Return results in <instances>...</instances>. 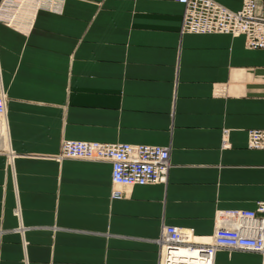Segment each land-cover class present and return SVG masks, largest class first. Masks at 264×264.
Returning <instances> with one entry per match:
<instances>
[{"label": "crops", "instance_id": "obj_1", "mask_svg": "<svg viewBox=\"0 0 264 264\" xmlns=\"http://www.w3.org/2000/svg\"><path fill=\"white\" fill-rule=\"evenodd\" d=\"M38 1L0 0L15 156L0 154V264H159L161 228L209 238L219 213L264 202V150L247 147L264 130V50L181 34L175 0ZM64 140L167 148V182L114 200L108 162L53 159Z\"/></svg>", "mask_w": 264, "mask_h": 264}, {"label": "built area", "instance_id": "obj_2", "mask_svg": "<svg viewBox=\"0 0 264 264\" xmlns=\"http://www.w3.org/2000/svg\"><path fill=\"white\" fill-rule=\"evenodd\" d=\"M48 1L47 6L53 9L62 3ZM175 1L183 7L181 34L242 36L248 50H264V0H242L235 12L214 0ZM6 116L7 97L0 93V154L12 160L15 156L9 148ZM247 138L248 149L264 150V130H250ZM54 159L108 162L114 200L121 197L120 188L165 184L171 166L164 147L98 142L63 141ZM217 222L212 236L202 239L176 227L161 228L159 264H214L221 250L264 256V202L257 203L252 211L219 213Z\"/></svg>", "mask_w": 264, "mask_h": 264}, {"label": "rangeland", "instance_id": "obj_3", "mask_svg": "<svg viewBox=\"0 0 264 264\" xmlns=\"http://www.w3.org/2000/svg\"><path fill=\"white\" fill-rule=\"evenodd\" d=\"M64 141H66V140H64ZM55 157V156H54ZM54 157H53V159H54ZM55 160V159H54ZM203 241V240H202Z\"/></svg>", "mask_w": 264, "mask_h": 264}, {"label": "bare ground", "instance_id": "obj_4", "mask_svg": "<svg viewBox=\"0 0 264 264\" xmlns=\"http://www.w3.org/2000/svg\"><path fill=\"white\" fill-rule=\"evenodd\" d=\"M183 251H181V253H182ZM215 259V258H214Z\"/></svg>", "mask_w": 264, "mask_h": 264}]
</instances>
